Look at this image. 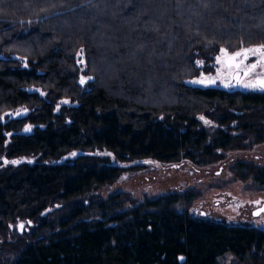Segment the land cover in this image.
Masks as SVG:
<instances>
[{
    "label": "trees",
    "instance_id": "obj_1",
    "mask_svg": "<svg viewBox=\"0 0 264 264\" xmlns=\"http://www.w3.org/2000/svg\"><path fill=\"white\" fill-rule=\"evenodd\" d=\"M260 45L264 0H0V264H264V232L191 215L195 187H114L221 161L209 109L264 96L192 81Z\"/></svg>",
    "mask_w": 264,
    "mask_h": 264
},
{
    "label": "flooded vegetation",
    "instance_id": "obj_2",
    "mask_svg": "<svg viewBox=\"0 0 264 264\" xmlns=\"http://www.w3.org/2000/svg\"><path fill=\"white\" fill-rule=\"evenodd\" d=\"M254 62H259L258 56H249V58L241 64L239 74L240 79L244 83L253 81L258 76L264 78V67H258L248 76L244 75V72L247 71L246 66L251 65ZM218 68H220V70H218ZM218 68H216L214 72H210L217 73L216 77H212L215 79L216 85L206 84L203 86L209 87L214 91L218 90L232 94L250 93L256 95L258 98L264 96V90L245 88L243 83H238L237 80L234 79L237 70L230 69L226 62H221ZM247 106L249 105L235 101L227 102V104L221 108V112H219L220 110L215 109V107L209 109V117H207L205 121H209L210 123H206V128L211 135H221L223 137L222 142H227V144L219 149V153L224 157L221 161L208 168H197L188 162H149L150 166L142 173L160 172L163 178L172 175V168L177 171V174L181 175H197L205 173V171L208 175L213 173V176H210V178L208 177V180L206 181L208 184L207 186L203 187L201 185L199 186V184H194L174 190L163 191L159 194L169 192L184 193L195 187L199 195L190 202V206L188 207L189 212L194 218L203 221L221 223L226 226L254 227L259 231L264 232V212L260 215L255 214L261 208H264V197L261 198L262 200L250 213V217L261 220L258 224L247 225L240 223V221L242 222L243 216L238 211H235L234 213L229 211V213L223 214V217H215L211 212L213 209L210 210L211 208H209L208 211L207 209H201L199 211L196 208V204L201 201H203V205L211 206L212 202L208 200L209 192L223 190L233 182H238V184H240L239 186H241L245 192H260L261 194H264V106L254 107L253 113L247 110ZM238 164L240 165L237 166ZM245 169H248L249 171ZM116 183L117 182L114 183V187ZM205 200L209 203H204L206 202ZM215 203H217V201H215ZM181 207L183 206H180V208ZM227 255H231L235 261L237 260L233 253L228 252L225 256Z\"/></svg>",
    "mask_w": 264,
    "mask_h": 264
},
{
    "label": "rangeland",
    "instance_id": "obj_3",
    "mask_svg": "<svg viewBox=\"0 0 264 264\" xmlns=\"http://www.w3.org/2000/svg\"><path fill=\"white\" fill-rule=\"evenodd\" d=\"M220 62L217 65L219 67ZM220 70V68H218ZM217 73H207L203 74V77H216ZM171 169V168H170ZM171 176L162 177V174L159 172L154 173H140L137 176L133 177L132 173H124L119 181L115 185V189H131L134 190L138 196V198L142 199L146 196H156L157 194L174 190L184 186H190L194 184H199V186H207L208 177L213 176V173L208 175V173L201 174H177V171L174 168L171 169ZM214 178V177H213ZM221 178V177H219ZM223 180V179H222ZM121 184V185H119ZM238 182H233L230 186L223 190H214L209 192L208 200H210L212 205L205 206L203 205V201L198 202L196 204V208L200 211L201 209L211 208L213 209L212 214L217 217H223V214L234 213L238 211L242 214V224H258L261 220L254 219L250 217V213L255 208V206L262 200L264 194L260 192L248 193L245 192L241 186H239ZM246 194V195H245ZM206 201V200H205ZM217 201V203H215ZM209 203V202H204ZM244 219V220H243ZM222 261L228 264H241L238 261L234 260L231 255L224 256Z\"/></svg>",
    "mask_w": 264,
    "mask_h": 264
},
{
    "label": "snow or ice",
    "instance_id": "obj_4",
    "mask_svg": "<svg viewBox=\"0 0 264 264\" xmlns=\"http://www.w3.org/2000/svg\"><path fill=\"white\" fill-rule=\"evenodd\" d=\"M221 51L223 53V56L217 57L216 58L217 61L218 62H225L226 61L227 65L230 69H236L237 70L236 74L234 76V79H236L238 83H243V86L245 88L264 90V78H261L258 76L255 80L244 83L240 79V74H239L241 64H243V62L245 60H247L249 58V56H252V57L258 56L259 62H254L251 65L246 66L247 71L244 72L245 76H248L250 73H253L258 67H264V45H260V46H256V47L243 48L240 51H236L232 55H229L226 49H222ZM200 63H202V62H200ZM88 79H91V77H89ZM86 82L87 81L85 78L82 77L80 79L81 84H85ZM192 83L201 84V85L212 84V83H215V79L209 78V77H204L203 79L194 80V81H192ZM225 86H229V85H225ZM64 103H68V101H64ZM19 114L20 113H17V115H19ZM201 119H204V118L201 117ZM205 123H210V122L205 121ZM30 130H31L30 126L25 129V131H30ZM12 163H19V161H12ZM262 212H264V208H261L255 214L260 215ZM20 227H21V229H23L24 226L20 225Z\"/></svg>",
    "mask_w": 264,
    "mask_h": 264
},
{
    "label": "water",
    "instance_id": "obj_5",
    "mask_svg": "<svg viewBox=\"0 0 264 264\" xmlns=\"http://www.w3.org/2000/svg\"><path fill=\"white\" fill-rule=\"evenodd\" d=\"M234 54V53H233ZM229 55H232V54H229ZM226 62V61H225ZM227 63V62H226ZM199 85H201V84H199ZM207 85H216V82L215 83H212V84H207ZM15 116H17V114L15 115Z\"/></svg>",
    "mask_w": 264,
    "mask_h": 264
}]
</instances>
